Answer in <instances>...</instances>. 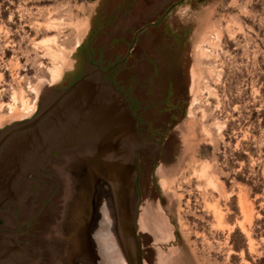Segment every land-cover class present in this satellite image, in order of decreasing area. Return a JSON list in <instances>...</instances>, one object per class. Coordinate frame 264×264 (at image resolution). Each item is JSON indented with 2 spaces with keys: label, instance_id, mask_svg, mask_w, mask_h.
I'll return each instance as SVG.
<instances>
[{
  "label": "rangeland",
  "instance_id": "rangeland-1",
  "mask_svg": "<svg viewBox=\"0 0 264 264\" xmlns=\"http://www.w3.org/2000/svg\"><path fill=\"white\" fill-rule=\"evenodd\" d=\"M118 1L0 0V127L85 65L79 46ZM173 22L168 94L139 97L135 171L90 174L76 264H135L133 210L140 264H264V0H188Z\"/></svg>",
  "mask_w": 264,
  "mask_h": 264
},
{
  "label": "water",
  "instance_id": "water-1",
  "mask_svg": "<svg viewBox=\"0 0 264 264\" xmlns=\"http://www.w3.org/2000/svg\"><path fill=\"white\" fill-rule=\"evenodd\" d=\"M138 122L97 65L50 85L32 114L0 127V264H76L86 236L89 173L132 165ZM131 235L135 264L139 241Z\"/></svg>",
  "mask_w": 264,
  "mask_h": 264
},
{
  "label": "flooded vegetation",
  "instance_id": "flooded-vegetation-1",
  "mask_svg": "<svg viewBox=\"0 0 264 264\" xmlns=\"http://www.w3.org/2000/svg\"><path fill=\"white\" fill-rule=\"evenodd\" d=\"M187 1L154 0L149 5H143L140 11L138 3L133 0L112 2L107 11L96 19L99 22L94 20L85 43L79 46L80 51L84 44L88 47L85 65L80 60L73 71L65 74V83L57 87L68 84L97 63L103 71L104 80L121 91L139 122L136 109L140 105V95L149 89L168 94L167 84L164 85L166 77L162 72V64L166 61L163 48L169 46L167 38L181 36L173 17L178 7L186 5ZM155 31L160 32L152 38ZM97 37L99 39L93 45ZM165 95L161 97L164 102ZM34 109L35 106L30 114ZM102 178L109 181L106 172Z\"/></svg>",
  "mask_w": 264,
  "mask_h": 264
},
{
  "label": "bare ground",
  "instance_id": "bare-ground-1",
  "mask_svg": "<svg viewBox=\"0 0 264 264\" xmlns=\"http://www.w3.org/2000/svg\"><path fill=\"white\" fill-rule=\"evenodd\" d=\"M56 75H58V69H54V70H52V79L53 78H55V77H57ZM51 79V80H52ZM46 87V86H45ZM42 88V87H41ZM39 91V90H38ZM40 91H42L41 89H40ZM39 91V92H40ZM27 107V106H26ZM25 107V108H26ZM32 109V108H31ZM33 110V109H32ZM31 110V111H32ZM31 111H28V112H25V111H23V112H21V114H19L20 116H22V117H26L27 115H29L30 113H31ZM122 169H124V168H121V169H116V170H106V171H117V170H122ZM98 172H101V171H98ZM92 172H90L89 173V181H90V174H91ZM94 181V180H93ZM90 184H91V182H90ZM91 187H92V185H91ZM92 193H93V188H92ZM92 195V194H91ZM92 199V198H91ZM91 204H92V200H91V203H90V214H89V219H90V215H91ZM219 217V216H218ZM86 237H87V232H86V236H85V239H84V242H83V246H82V249H81V251H80V254H81V252H82V250H83V247H84V243H85V240H86ZM79 254V255H80Z\"/></svg>",
  "mask_w": 264,
  "mask_h": 264
}]
</instances>
